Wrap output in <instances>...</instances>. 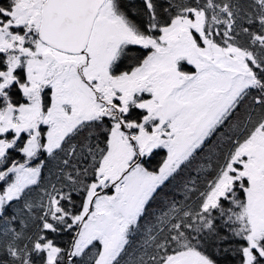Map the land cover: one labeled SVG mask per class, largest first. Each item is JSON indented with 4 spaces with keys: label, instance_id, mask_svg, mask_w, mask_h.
<instances>
[{
    "label": "snow or ice",
    "instance_id": "1",
    "mask_svg": "<svg viewBox=\"0 0 264 264\" xmlns=\"http://www.w3.org/2000/svg\"><path fill=\"white\" fill-rule=\"evenodd\" d=\"M0 264H264V0H0Z\"/></svg>",
    "mask_w": 264,
    "mask_h": 264
}]
</instances>
